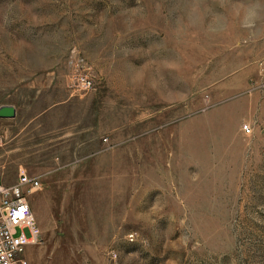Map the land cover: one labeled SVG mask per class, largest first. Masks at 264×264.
<instances>
[{"label":"rangeland","instance_id":"374dc122","mask_svg":"<svg viewBox=\"0 0 264 264\" xmlns=\"http://www.w3.org/2000/svg\"><path fill=\"white\" fill-rule=\"evenodd\" d=\"M187 5L0 0V183L40 180L31 264H264V0H208L199 28Z\"/></svg>","mask_w":264,"mask_h":264},{"label":"built area","instance_id":"2783aa9c","mask_svg":"<svg viewBox=\"0 0 264 264\" xmlns=\"http://www.w3.org/2000/svg\"><path fill=\"white\" fill-rule=\"evenodd\" d=\"M79 83L88 87L91 80L80 76ZM244 129L251 133L248 124ZM40 185L39 178L24 171L15 184L0 183V264H31L28 247L38 242L40 229L28 194H33Z\"/></svg>","mask_w":264,"mask_h":264},{"label":"clouds","instance_id":"9594fccd","mask_svg":"<svg viewBox=\"0 0 264 264\" xmlns=\"http://www.w3.org/2000/svg\"><path fill=\"white\" fill-rule=\"evenodd\" d=\"M223 2V0H221ZM208 17V0H188L185 16L181 23L188 27L199 28L204 25ZM260 19V9L255 3L248 5L243 14V21L246 27H254ZM226 20L222 15H215L211 22L206 25V31L217 34L224 31Z\"/></svg>","mask_w":264,"mask_h":264},{"label":"water","instance_id":"95a60500","mask_svg":"<svg viewBox=\"0 0 264 264\" xmlns=\"http://www.w3.org/2000/svg\"><path fill=\"white\" fill-rule=\"evenodd\" d=\"M15 114V109L10 105H3L0 107V118L10 117Z\"/></svg>","mask_w":264,"mask_h":264},{"label":"crops","instance_id":"0c3cea01","mask_svg":"<svg viewBox=\"0 0 264 264\" xmlns=\"http://www.w3.org/2000/svg\"><path fill=\"white\" fill-rule=\"evenodd\" d=\"M30 261L32 260L30 257H29ZM32 262V261H31Z\"/></svg>","mask_w":264,"mask_h":264}]
</instances>
